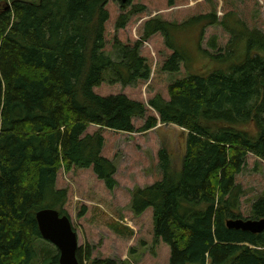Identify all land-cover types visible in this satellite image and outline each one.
I'll list each match as a JSON object with an SVG mask.
<instances>
[{
	"label": "trees",
	"instance_id": "1",
	"mask_svg": "<svg viewBox=\"0 0 264 264\" xmlns=\"http://www.w3.org/2000/svg\"><path fill=\"white\" fill-rule=\"evenodd\" d=\"M107 1L0 0V264H58L35 212L47 207L66 215L67 191L56 186L61 168L91 167L107 188L117 185L115 163L101 155L102 134L86 133L90 124L144 132L158 122L186 131L184 152L174 164L167 149H159L161 179L134 187L130 209L136 216L152 209L153 237L168 245V264H264V231L226 225L242 217L244 190L235 177L247 154L264 158V33L232 13L180 23L146 20L142 39L159 32L172 50L162 70L176 74L182 64L189 70L168 85V99L157 93L148 100L158 117L146 115L140 101L94 91L103 82L134 85L151 73L140 40L130 46L114 37L116 58L104 50ZM141 10L137 5L120 14L116 29ZM216 24L230 37L223 52L211 53L201 42ZM188 35L212 68L190 71L195 57ZM209 45L217 48L215 36ZM134 117L144 119L139 128ZM246 125L251 129L241 128ZM250 212V218L264 217V192ZM76 256L80 264H118L82 256L79 248Z\"/></svg>",
	"mask_w": 264,
	"mask_h": 264
},
{
	"label": "rangeland",
	"instance_id": "2",
	"mask_svg": "<svg viewBox=\"0 0 264 264\" xmlns=\"http://www.w3.org/2000/svg\"><path fill=\"white\" fill-rule=\"evenodd\" d=\"M137 5H142L143 10L133 12L126 25L116 29L118 16ZM105 8L108 19L105 22L104 50L116 58L114 37L130 46L140 40V54L149 61L151 73L148 80H139L134 85L103 82L94 87V91L103 96L124 94L145 104L146 115L156 117L148 100L157 93L168 99V85L174 78L186 75L189 70L183 64L176 74L162 70L161 66L172 50L165 45L159 32L142 39L146 20L159 17L180 23L199 14L215 12L221 19L232 13L248 28H257L264 33V0H131L125 9L120 7L119 0H108ZM213 36L216 37L217 48L209 45ZM229 37L230 34L221 24L210 25L204 31L201 47L211 53L223 52ZM187 40V46L195 57L190 71L204 72L212 68L213 62L195 51L193 35ZM143 121L138 117L132 119L135 128H139ZM241 128L251 129V125ZM95 131H100L104 138L101 155L116 165L114 178L117 185L112 189L107 188L91 167H73L68 171L61 168L56 178V186L67 191L63 209L77 233L81 255L89 252L91 259L109 258L118 264H168V245L160 240L155 241L153 237L152 209L134 215L130 209V193L136 186L143 187L161 179L157 155L160 148L167 149L174 164L179 162L185 148L186 131L175 124L160 122L144 132L116 131L95 124H90L86 129V133ZM235 180L244 190L240 197L241 216L250 218L252 202L264 192V158L248 153L246 165ZM39 244L41 246L44 243Z\"/></svg>",
	"mask_w": 264,
	"mask_h": 264
},
{
	"label": "water",
	"instance_id": "3",
	"mask_svg": "<svg viewBox=\"0 0 264 264\" xmlns=\"http://www.w3.org/2000/svg\"><path fill=\"white\" fill-rule=\"evenodd\" d=\"M119 1L127 2V0ZM35 219L42 239L57 249L58 264H80L76 256L78 237L70 218L61 215L57 209L45 207L35 212ZM226 225L229 228L260 233L264 231V217L230 218L226 221Z\"/></svg>",
	"mask_w": 264,
	"mask_h": 264
}]
</instances>
